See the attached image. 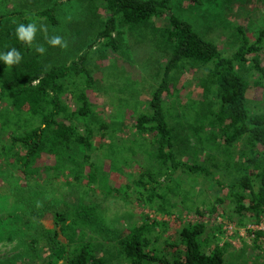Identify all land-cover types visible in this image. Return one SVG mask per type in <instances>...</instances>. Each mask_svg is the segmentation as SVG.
Masks as SVG:
<instances>
[{
  "label": "trees",
  "instance_id": "obj_1",
  "mask_svg": "<svg viewBox=\"0 0 264 264\" xmlns=\"http://www.w3.org/2000/svg\"><path fill=\"white\" fill-rule=\"evenodd\" d=\"M66 1L86 2L85 17L77 21L85 30L76 29V33L81 39L92 40L71 58L52 60L48 53L40 58L32 43L17 38L15 29L29 22L58 26V8ZM99 6L107 16L97 20ZM163 16L166 22L157 25L155 19ZM122 27L137 41L150 40L166 57L147 101V110L138 113L133 124L138 133L154 136L151 157L158 164V175L165 174L171 179L175 174L185 173L212 179L228 193L227 216L236 224L244 222L246 212L255 220L264 214V111L249 110L245 96L248 80L235 68L236 63L248 64L257 73L253 83L264 85V66L258 56L264 29L250 41L242 26L237 25L238 45L231 55H225L213 40L173 12L171 0H53L35 9L21 7L0 13V53L15 48L21 55L18 64L9 66L0 61V238H17L24 245L23 251L16 255L18 264H105L94 247L77 244L79 237L75 241L77 232L81 236L84 225L92 221V207L70 212L64 193H53L58 189L56 178L68 176L78 181L86 167L90 169L88 181L97 178L91 127L96 114L87 92L94 80L87 60L89 51L98 42L104 49L120 51ZM50 39L45 42L48 47L58 49L59 45L48 43ZM187 65L197 67L196 80L204 91L198 102L200 110L196 111L195 126L205 131V141H221L223 167L229 168L228 157L235 144L246 146L238 155L236 175L227 181H221L214 173L219 168L217 163L190 161L179 157L175 149L180 134L176 122L170 121L165 99L171 96L175 74ZM67 92L76 103L73 108L64 99ZM108 127L109 124L100 123L102 136ZM135 183L144 188L150 184L145 199L147 204L152 203L159 185L153 170L146 168ZM222 202V197H214L208 211L214 212ZM194 212L202 214L199 206ZM43 217H51L53 226L40 223ZM146 230L147 224L131 225L118 238V253L128 264L224 262V250L215 234L207 232L204 222L189 221L181 226L175 244L179 251L172 257L147 249ZM254 233L253 245L259 247L264 231ZM60 234L66 241L60 239ZM72 243L77 246L71 247ZM0 264L12 263L0 261Z\"/></svg>",
  "mask_w": 264,
  "mask_h": 264
},
{
  "label": "rangeland",
  "instance_id": "obj_2",
  "mask_svg": "<svg viewBox=\"0 0 264 264\" xmlns=\"http://www.w3.org/2000/svg\"><path fill=\"white\" fill-rule=\"evenodd\" d=\"M52 1L0 0V13L21 7L35 9ZM85 5L86 2L82 1L61 4L58 8L60 24L56 27L36 23L32 45L44 48L43 53L38 52L40 58L46 53L52 60L71 58L92 40L88 37L81 39L76 33V29L85 30L83 25L77 24L85 17ZM171 6L174 13L191 22L201 35L213 40L225 55H231L238 45L237 25L242 26L250 41L256 38L260 29H264V0H199L198 3L171 0ZM106 16L103 7L99 6L97 20ZM155 22L163 25L166 17L156 18ZM94 26L98 29L99 25L95 23ZM121 29L122 52L104 49L98 42L89 51L87 60L94 80L87 92L96 114L91 127L94 133L92 143L96 148L92 159L97 164V178L93 182L88 181V167L78 181L68 176L56 178L58 189L53 195L64 193L70 212L88 206L94 211L92 221L84 225L81 236L77 232L75 241L79 237L77 244L88 243L94 247L105 264H128L118 253L117 240L131 225L147 224V249L172 257L179 251L175 244L181 226L189 221H201L206 224L208 233L215 234L223 248V264H264V237H261L259 247H255L248 233L250 226L264 219V214L255 220L250 212H246L244 222L236 224L227 216L230 211L228 193L212 179L185 173L175 174L171 179H167L165 174L158 175V164L151 157L154 136L138 133L133 124L136 115L147 110V101L166 57L152 46L150 40L137 41L128 29ZM56 36L61 38L64 46L49 48L46 39ZM258 56L264 66V37ZM235 68L248 80L245 96L249 110L264 111V85L253 83L257 73L248 64L236 63ZM198 74L194 66L187 65L181 69L175 74L171 96L165 99L170 121L176 122L180 134L175 141V149L184 159L217 163L219 168L214 169V173L221 181H227L236 175L238 155L242 149L246 150V146L237 143L231 148L229 168H226L223 167L225 156L221 153L224 149L220 146L221 141H205V131L195 126L196 111L200 110L198 102L204 96L203 88L196 80ZM64 99L71 108L76 105L69 92L64 94ZM102 122L109 124L104 136L99 128ZM146 168L152 169L159 181L155 188L157 195L150 204L145 199L150 184L144 188L135 183ZM146 179L144 175L143 181ZM216 196L222 197L223 202L216 206L214 212H209L208 205ZM198 206L202 214L194 212ZM39 222L45 227L53 226L51 217L40 218ZM59 237L66 241L64 235ZM70 246L77 245L72 243ZM23 248L17 238H0V261L18 264L16 255Z\"/></svg>",
  "mask_w": 264,
  "mask_h": 264
},
{
  "label": "clouds",
  "instance_id": "obj_3",
  "mask_svg": "<svg viewBox=\"0 0 264 264\" xmlns=\"http://www.w3.org/2000/svg\"><path fill=\"white\" fill-rule=\"evenodd\" d=\"M43 27V26H41ZM16 36L20 41H23L29 45H31L33 41L34 34L36 32V25L32 22H29L27 25L21 23L19 24L16 29ZM49 44L55 46V45H61L63 47L64 45L61 42V38L59 36L53 37L48 41ZM36 51L39 53L44 52V48L42 46L36 47ZM21 60V55L19 51H17L15 48H12L7 53H0V61H2L5 65H13L18 64Z\"/></svg>",
  "mask_w": 264,
  "mask_h": 264
},
{
  "label": "built area",
  "instance_id": "obj_4",
  "mask_svg": "<svg viewBox=\"0 0 264 264\" xmlns=\"http://www.w3.org/2000/svg\"><path fill=\"white\" fill-rule=\"evenodd\" d=\"M255 230H262V231H264V219L263 220H261V221H259V223L257 224V225H255V226H250L249 227V235L251 236V237H253L254 236V231Z\"/></svg>",
  "mask_w": 264,
  "mask_h": 264
}]
</instances>
